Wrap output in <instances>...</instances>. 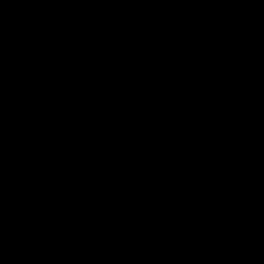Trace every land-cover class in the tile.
<instances>
[{"label":"water","instance_id":"95a60500","mask_svg":"<svg viewBox=\"0 0 264 264\" xmlns=\"http://www.w3.org/2000/svg\"><path fill=\"white\" fill-rule=\"evenodd\" d=\"M0 264H264V0H0Z\"/></svg>","mask_w":264,"mask_h":264}]
</instances>
